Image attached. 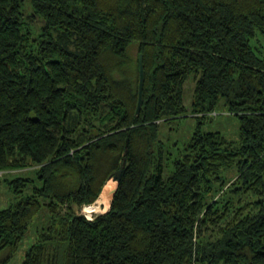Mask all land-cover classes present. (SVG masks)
I'll return each instance as SVG.
<instances>
[{
	"label": "trees",
	"instance_id": "obj_1",
	"mask_svg": "<svg viewBox=\"0 0 264 264\" xmlns=\"http://www.w3.org/2000/svg\"><path fill=\"white\" fill-rule=\"evenodd\" d=\"M191 78L184 142L163 130ZM220 106L235 143L200 127ZM34 165L8 180L0 264L45 219L22 264H264V0H0V170Z\"/></svg>",
	"mask_w": 264,
	"mask_h": 264
},
{
	"label": "rangeland",
	"instance_id": "obj_2",
	"mask_svg": "<svg viewBox=\"0 0 264 264\" xmlns=\"http://www.w3.org/2000/svg\"><path fill=\"white\" fill-rule=\"evenodd\" d=\"M26 13L28 14V16L33 17L31 18V23L35 25V27L38 28L43 25L44 20L34 16L30 2L26 5ZM195 84L196 81L191 78L186 82L184 87L185 104L189 107L186 117L178 118L174 122V126H166V124L164 125L163 133H169L171 138L176 139L177 137H180L183 138L185 142L191 137L192 132L195 130V127L197 128V124H200L198 119L199 117L197 116V114L193 113L190 108L194 97ZM204 119L205 123L200 126L204 132L219 131L223 133L230 141L234 143L238 141L240 122L236 115L227 112L226 109L220 106L218 110L212 112L211 114H208L206 118H203L202 120ZM161 138L164 141L166 140V138L164 137ZM37 167L38 166L34 165L28 168H11L6 170H0V210L8 207V205L10 203H13L16 199L15 195L11 193L8 180H13L14 178L22 175H31L32 171L36 170ZM235 175V171L229 172L230 178L234 177ZM116 186L117 181L115 180V178H111L104 187L99 198L93 204H91L97 206V210L95 212H88L87 206L91 205H85L82 207L79 213L85 215L88 219L89 217L93 219L97 215L107 213L110 210L111 201L113 198V195L112 193L110 195V192L111 190H113V188H116ZM227 188L228 187L226 186L225 189ZM43 213H46V211H44ZM43 213L41 217H43ZM40 221H43V219H40ZM41 226H46V219L42 224L39 223V221H35L34 223H32L29 230L22 239L20 246L13 255L11 262L8 264L23 263L28 250L36 242L38 233L43 230Z\"/></svg>",
	"mask_w": 264,
	"mask_h": 264
},
{
	"label": "water",
	"instance_id": "obj_3",
	"mask_svg": "<svg viewBox=\"0 0 264 264\" xmlns=\"http://www.w3.org/2000/svg\"><path fill=\"white\" fill-rule=\"evenodd\" d=\"M140 61H141V75H140V92H139V103H138V110H137V113H139L140 111V108H141V105H142V100H143V86H144V68H143V65H142V56L140 57ZM115 180L118 179V176H115L114 177ZM116 192V188L113 189L112 191V195H114V193Z\"/></svg>",
	"mask_w": 264,
	"mask_h": 264
},
{
	"label": "bare ground",
	"instance_id": "obj_4",
	"mask_svg": "<svg viewBox=\"0 0 264 264\" xmlns=\"http://www.w3.org/2000/svg\"><path fill=\"white\" fill-rule=\"evenodd\" d=\"M112 191L113 190H111L110 195H111ZM96 210H97V206H95V205L87 206V211L88 212H95Z\"/></svg>",
	"mask_w": 264,
	"mask_h": 264
},
{
	"label": "clouds",
	"instance_id": "obj_5",
	"mask_svg": "<svg viewBox=\"0 0 264 264\" xmlns=\"http://www.w3.org/2000/svg\"><path fill=\"white\" fill-rule=\"evenodd\" d=\"M89 219H91V217H89Z\"/></svg>",
	"mask_w": 264,
	"mask_h": 264
}]
</instances>
